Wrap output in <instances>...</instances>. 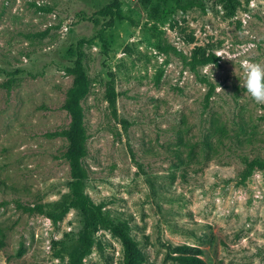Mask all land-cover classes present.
I'll list each match as a JSON object with an SVG mask.
<instances>
[{
  "label": "rangeland",
  "instance_id": "rangeland-1",
  "mask_svg": "<svg viewBox=\"0 0 264 264\" xmlns=\"http://www.w3.org/2000/svg\"><path fill=\"white\" fill-rule=\"evenodd\" d=\"M108 1L0 0V264H65L76 242L79 211L51 214L70 192L60 131L79 38L83 189L141 263L198 248L208 264H264V166L249 167L264 105L241 70L264 64V0H119L101 37ZM91 234L82 264H124L117 236Z\"/></svg>",
  "mask_w": 264,
  "mask_h": 264
},
{
  "label": "trees",
  "instance_id": "trees-1",
  "mask_svg": "<svg viewBox=\"0 0 264 264\" xmlns=\"http://www.w3.org/2000/svg\"><path fill=\"white\" fill-rule=\"evenodd\" d=\"M119 0H109L104 6L97 10V14L105 17L101 23L98 34L102 37L105 28L109 27L113 19L118 18L119 14ZM88 39L79 38L76 44V56L74 63L70 70L72 72V83L66 89L63 100V106L67 109L70 120L60 133L66 138V146L64 149V157L68 164V171L70 177V192L62 201V206L58 213H52L51 217L56 218L61 212L69 207H74L79 211L81 218V226L77 233L75 244L68 250V258L65 264H82L84 257L90 253V248L93 244V237L91 234L92 226L100 224L107 227L115 237L117 236L122 245L125 260L124 264H142L141 254L138 250L134 239L130 236L127 230V225L124 221H118L107 216L99 203L94 202L88 193L83 189V184L86 177V168L83 163L85 154V139L87 136L84 111L81 105V99L87 91L88 79L81 63V56L84 53L82 44ZM6 84V82H4ZM108 98L112 100L113 91H107ZM263 167L264 157L261 159H254L249 162L251 166ZM39 209V208H38ZM2 244V236H0V245ZM182 248L186 247L184 244ZM196 251L186 250L181 252L176 257L178 264H208L200 255L198 248ZM214 264H226L217 262Z\"/></svg>",
  "mask_w": 264,
  "mask_h": 264
},
{
  "label": "clouds",
  "instance_id": "clouds-1",
  "mask_svg": "<svg viewBox=\"0 0 264 264\" xmlns=\"http://www.w3.org/2000/svg\"><path fill=\"white\" fill-rule=\"evenodd\" d=\"M220 57H226L229 60L233 59L229 56ZM241 70L243 73L242 87L246 90L248 96L254 103L264 105V64L253 61H243Z\"/></svg>",
  "mask_w": 264,
  "mask_h": 264
}]
</instances>
